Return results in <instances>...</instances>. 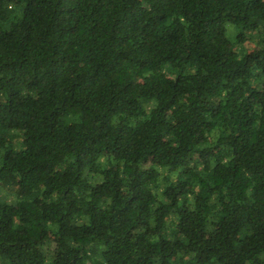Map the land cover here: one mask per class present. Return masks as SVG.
I'll return each instance as SVG.
<instances>
[{
    "label": "trees",
    "instance_id": "16d2710c",
    "mask_svg": "<svg viewBox=\"0 0 264 264\" xmlns=\"http://www.w3.org/2000/svg\"><path fill=\"white\" fill-rule=\"evenodd\" d=\"M0 264H264V0H0Z\"/></svg>",
    "mask_w": 264,
    "mask_h": 264
},
{
    "label": "rangeland",
    "instance_id": "374dc122",
    "mask_svg": "<svg viewBox=\"0 0 264 264\" xmlns=\"http://www.w3.org/2000/svg\"><path fill=\"white\" fill-rule=\"evenodd\" d=\"M228 29L231 33L235 32L237 30V19L233 18L231 19V21L229 22V24L227 25ZM230 34V33H228Z\"/></svg>",
    "mask_w": 264,
    "mask_h": 264
}]
</instances>
